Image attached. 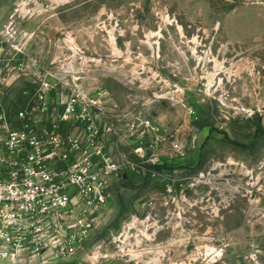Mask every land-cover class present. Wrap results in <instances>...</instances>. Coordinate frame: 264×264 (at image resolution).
<instances>
[{"label": "rangeland", "instance_id": "obj_1", "mask_svg": "<svg viewBox=\"0 0 264 264\" xmlns=\"http://www.w3.org/2000/svg\"><path fill=\"white\" fill-rule=\"evenodd\" d=\"M0 95L104 184L50 264H264V0H0Z\"/></svg>", "mask_w": 264, "mask_h": 264}, {"label": "built area", "instance_id": "obj_2", "mask_svg": "<svg viewBox=\"0 0 264 264\" xmlns=\"http://www.w3.org/2000/svg\"><path fill=\"white\" fill-rule=\"evenodd\" d=\"M11 115L0 95V264L72 261L89 245L85 217L104 203L103 181L90 165L65 164L57 140L30 128L32 113Z\"/></svg>", "mask_w": 264, "mask_h": 264}]
</instances>
